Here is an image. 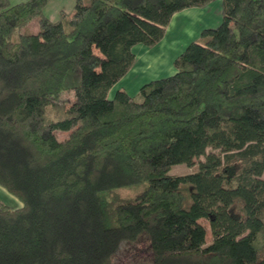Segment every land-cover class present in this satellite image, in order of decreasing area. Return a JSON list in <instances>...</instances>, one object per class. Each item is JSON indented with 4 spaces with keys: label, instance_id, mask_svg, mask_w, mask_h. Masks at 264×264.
<instances>
[{
    "label": "trees",
    "instance_id": "trees-1",
    "mask_svg": "<svg viewBox=\"0 0 264 264\" xmlns=\"http://www.w3.org/2000/svg\"><path fill=\"white\" fill-rule=\"evenodd\" d=\"M212 1L74 0L52 21L50 0H0V187L22 204H0V264H112L142 234L152 264H264V0H220L173 75L109 98L133 47ZM142 183L106 228L99 194Z\"/></svg>",
    "mask_w": 264,
    "mask_h": 264
},
{
    "label": "rangeland",
    "instance_id": "rangeland-1",
    "mask_svg": "<svg viewBox=\"0 0 264 264\" xmlns=\"http://www.w3.org/2000/svg\"><path fill=\"white\" fill-rule=\"evenodd\" d=\"M18 1L20 0H9L11 5H15L16 3H19ZM208 5H206L203 8L207 9ZM73 6H74V0H50L49 4L47 5L44 11V14L46 17L54 19V21H56L55 19L58 20L60 11H64L66 14H72ZM184 11H181L179 13H182ZM186 12L180 15L181 17L179 18L178 22H182V19L186 16ZM206 12L208 11L206 10ZM221 14H222V10H220L219 15L217 16H216V11L213 10L211 13H207L206 15H204L203 18H198V17L196 18L195 16H193L196 19L192 18L191 21L186 22L188 27L187 30L189 29V32L194 34L196 30H198L199 32L208 30L207 27L208 28L212 27L210 29H216L221 23ZM204 18L205 19L207 18L206 19L207 21L204 20ZM199 28L201 30H199ZM36 29H37V20H34L33 22H31V24H29V26H27L21 31V34H26V35L35 34ZM191 41L192 40H189L187 38L186 33H184V35L181 34V38L180 39L178 38L177 41H175L172 46H166L159 60L161 61V63L165 65H167L168 63H171L173 65V62L176 59V57L183 51L182 49H185V47L189 43H191ZM159 60L154 62L153 65L149 67V70L159 69L157 64ZM149 70L148 71L143 70L142 74L149 72ZM43 98H47V99L37 100L36 101L37 104L49 102L53 105H57V104L62 105L66 110H68L70 106L74 103V95L72 91L64 92L57 95L46 96ZM134 98L138 101L140 100L139 96H135ZM56 137L60 141L66 140L68 137V132H58L56 134ZM207 153L218 154V151L208 149ZM199 160L202 161L203 158H200ZM197 166H198V161L191 168L179 165L172 169L170 175L178 176V175L193 173L197 170ZM145 189H146V184L142 183L131 187L115 189L100 193L99 200L101 204V212H102V219L104 226L106 228L115 227L116 225L115 215H114L115 207H117L118 205L132 203L136 199V197H138L140 194H142V192L145 191ZM0 204H3L10 209H19L22 207L21 202L17 198L7 193V191L1 187H0ZM199 224L205 228L206 243L209 244L211 241L209 225L204 220H200ZM146 238H147L146 235L142 234L135 243H129V242L121 243L119 251L112 258V264H152V258L150 254L151 251L149 248V243L147 241L148 238L147 239ZM147 250L149 252H147Z\"/></svg>",
    "mask_w": 264,
    "mask_h": 264
},
{
    "label": "crops",
    "instance_id": "crops-1",
    "mask_svg": "<svg viewBox=\"0 0 264 264\" xmlns=\"http://www.w3.org/2000/svg\"><path fill=\"white\" fill-rule=\"evenodd\" d=\"M23 1L25 0H20L18 2H23ZM207 7H208L207 9L206 8L187 9L186 10L187 12L186 11L182 12V13L186 12V16L182 19V22H178L179 18L181 17L180 15H182V13H177L173 15L169 23V26L166 30L164 38L154 47L147 48L143 45H137L133 47V53L135 55V64L133 65L131 70L127 73V75L112 88V90L109 93V98L111 99L113 94L119 90L126 92L127 95L134 98L135 96H138L139 90L143 84H147L153 80H157L160 78L173 75L175 73L173 65L171 63L165 65L161 63V61L159 60L160 57L162 56V52L166 48V46H172L174 42L177 41L178 38L179 39L181 38V34L184 35V33L187 34V38L189 40H192L191 42L199 40L202 31L199 32L198 30H196L195 33L192 34L191 32H189V29L187 30L188 27L186 22L191 21V19L194 18L193 16H195L196 18L197 17L203 18L204 15H206L207 13H211L213 10L216 11V16L219 15L221 10V1L215 0ZM206 10L208 12H206ZM206 19L204 18V20ZM51 20L54 21V19ZM200 28L199 30H201ZM210 28L212 27L209 28L207 27V29ZM158 60L159 62L157 64L159 69L149 70V67ZM143 70H147V71L149 70V72L142 74Z\"/></svg>",
    "mask_w": 264,
    "mask_h": 264
}]
</instances>
